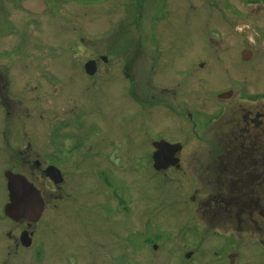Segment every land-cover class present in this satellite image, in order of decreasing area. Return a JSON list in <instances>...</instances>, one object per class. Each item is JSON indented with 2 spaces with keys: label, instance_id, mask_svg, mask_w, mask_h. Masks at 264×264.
<instances>
[{
  "label": "rangeland",
  "instance_id": "obj_1",
  "mask_svg": "<svg viewBox=\"0 0 264 264\" xmlns=\"http://www.w3.org/2000/svg\"><path fill=\"white\" fill-rule=\"evenodd\" d=\"M75 1H81L82 5ZM262 1L256 0V4L250 6V10L253 11L254 15L257 14L263 18ZM46 2L50 5L49 11L42 18L46 22L37 23L33 21L34 26L37 25L35 28L38 32L37 37L40 38H36L31 31L21 30L27 25H21L17 29L13 25L12 30L14 28V31H10L11 26H6V19H0L2 32H9V35L15 34L12 32H17L25 42V46L23 44L14 46L9 55L17 57L9 63L3 62V66L11 69V66L16 63L17 69L15 68L13 71L23 72L24 56H30L28 52L30 47L32 53L39 50L46 56H53L58 52L64 68L51 71L59 74L57 77L53 73H47L43 77L50 78L53 76L57 84L51 87L46 83L47 93L41 96L47 97V99L53 97L54 101L57 97L65 98L70 93L74 94L77 97L74 100H77L75 104L77 105L78 118L67 119L65 121L67 128L62 129L61 133L55 137L67 135L66 142L70 143L81 135L83 140L79 144L84 148L93 147L91 140L98 139L100 134L118 139L127 129L126 126L122 129L123 125L120 126L117 121L122 116L133 115L136 112L133 107L127 106L125 109V99L129 103V98L122 92L127 91V84L116 81L118 79L108 81L107 78L93 83L94 81L87 78L80 68L88 59V56H85L83 44L96 43L97 39H101V36L93 34V30H91V24L95 21L98 22L99 19L90 14V11L96 13L100 10V13L105 15L109 10L111 11L110 6H105L103 0H46ZM238 3L239 6H242L239 0ZM113 5L117 8L116 4ZM228 5L230 4L227 0H148L146 2L142 9L139 33L141 34L142 48L149 55H146L145 58L140 57L135 65L140 69V81L142 82L144 97L150 98L153 91L149 81L158 82L161 81L162 77V80L171 83L170 86L176 92L172 98L178 102L186 101L187 106H189L188 111L194 115V118L203 119L208 113L209 115L215 113L217 109V103L214 101L216 97L211 95L212 92L221 91L223 88L231 86V88L242 90L245 93H264V68H257L261 64L254 62L252 66L247 67L242 63L239 54H236L239 65L235 64L233 46L230 37L226 34L228 31L220 30V33L224 34L223 37H220L215 28V24L221 25L220 28L225 25L223 21L216 23L218 18H229L227 14L219 13L223 7L229 8ZM60 6H62L61 14L63 13V16L61 15L60 21L54 22L59 17L58 11L60 9L58 8ZM75 9L78 16L74 17V13H72L71 17V11ZM64 13L67 17L64 16ZM258 17L254 18L257 19ZM71 18H73L71 21L68 20ZM234 20L232 18L228 22ZM128 23L129 21L126 22L127 26ZM29 26L34 28L31 23ZM44 28L47 31H44ZM73 29L75 30L73 31ZM61 31L68 37L62 35ZM259 38L264 39L263 36ZM139 40L132 43L138 46ZM18 41L20 38L12 42L11 46ZM261 43L263 45V42ZM126 44V51L129 53L132 49L131 43L127 41ZM4 50V47L0 48V52ZM193 60L194 62L191 63ZM198 61H204L205 67L200 68ZM78 66L80 67L78 68ZM72 70H76L74 74L69 73ZM177 72H180V77L177 76ZM30 77L29 86H36L39 75H30ZM171 79L173 81H170ZM77 80L84 82V84L75 86ZM152 86L154 87L153 84ZM181 91H185L186 94L184 95ZM237 96L235 92L234 97L237 98ZM174 100L172 101L173 110L169 109L165 113L150 112L152 107L145 104L140 105L143 124L140 136L141 148L139 145L136 150L139 163L135 168L132 167L133 165H130L131 167L126 166L124 169L115 166L116 178L114 179L116 183L109 185L113 193L117 191L123 197L122 212L114 214L98 207L99 204L105 203L109 197L111 205L109 208H116V200L110 196L111 191L107 188L96 187L92 191L94 194L93 203L86 209L93 211L96 218L94 225L98 227V230L94 231V239H91L93 240L92 251H94L95 264H207L203 260L205 258L212 259L211 263H216L215 255L209 248L215 246L218 249L225 246L226 241L229 242L227 236L230 232L225 231V228L235 229L239 226L243 228L249 226L247 223H240L241 220L236 217L238 212L236 209H238L239 203L244 206L248 203L259 206L261 203L264 207V180H262L264 178V168H262L264 164L261 166V155L258 156L259 163L253 165L254 167L249 168L247 163H244L243 168H241L236 164L235 153L231 159L223 155L222 151L230 149V147L217 148L219 139L217 144H214L216 143L214 137L209 136L210 134L205 133L203 129H201L202 132L198 131L196 135L188 133L189 136H187L185 133L183 137H172L173 140L183 141L184 145L179 154L181 166L179 170L173 168L165 172H158L152 168L150 142L157 136V131L150 129L149 125L152 126L153 121H160L163 117L173 118L177 120L175 122L177 125L180 124L184 118L183 109L177 108V103ZM230 103L233 102L228 101L225 104ZM167 104L169 105L171 102L168 101ZM40 108L42 109V107ZM43 109H45V119L47 120L45 129L49 132L51 129L57 130L58 124L52 120V107L45 105ZM9 120L5 117V113L0 110V202L6 196L5 183L2 177L3 168L8 167L9 162L4 151L5 146L2 137L6 131H10L11 134L17 129L15 125L20 124L18 116L15 121L13 120L15 125L11 124V119ZM76 126H80V129H76ZM72 130L75 134L66 133ZM46 141L49 143H43L40 138L27 140L28 143H34L43 148L45 145H54L56 142L53 137ZM100 143L101 141H99ZM215 148L221 153L213 157L216 155L214 153ZM40 152L48 153V150L43 149ZM113 157L110 158L112 165L111 159ZM130 160L132 161V155ZM98 164L99 161L96 156L93 165L97 166ZM105 165L103 164V166ZM106 169L111 174V167L107 165ZM120 171L122 175L118 176ZM203 179L206 180L203 181ZM65 188L71 190L69 183L66 184ZM96 195L99 197L97 198ZM216 195L228 199L225 204L227 207L224 206L221 209L215 204L210 206L206 203L205 206L209 210L211 209L210 216H208L206 209L205 216L202 212L199 213L204 208L201 207L198 211L197 204H201L200 201L203 199L207 201L209 197ZM66 200H70V198L51 202L47 207L48 212L70 209L71 203ZM73 209L86 210L78 203L74 204ZM256 218L259 216L256 215ZM49 219L46 217L45 222L39 225H51L46 223ZM259 219L258 222L255 221L264 225ZM56 225L59 227V235L53 237L56 238L54 239L55 245L50 243L51 245L47 247L46 255L41 262L34 263L31 257L29 264H61V260L64 258L71 261L79 257L78 252L75 251V245L72 244L74 236L73 239H69L70 235L75 232L69 231V227L73 226L72 222L60 221ZM250 225L254 226V223ZM41 230L44 231V229ZM213 230H218L223 235L212 233ZM97 231L101 234L96 233ZM103 231L107 233L105 242L99 239L103 236ZM237 239H239L238 241L256 242L258 236L251 237L242 234L237 235ZM47 240L45 241H51ZM230 241L232 242V240ZM174 249H185L187 253H193V256L188 263L180 262L177 258L178 255H173Z\"/></svg>",
  "mask_w": 264,
  "mask_h": 264
},
{
  "label": "flooded vegetation",
  "instance_id": "obj_2",
  "mask_svg": "<svg viewBox=\"0 0 264 264\" xmlns=\"http://www.w3.org/2000/svg\"><path fill=\"white\" fill-rule=\"evenodd\" d=\"M22 1L0 0V19H6V26H11L10 31H14V28L12 30L13 25H15V29L21 27V25H27L21 30L26 32L31 31L36 38H40L37 37L38 32L35 29L37 25L34 26L33 21L37 23L46 22L42 18L49 11L50 5L46 0H42L41 6H35L34 11L36 12H33L23 8L21 6ZM103 1L105 2V6H110L111 11L109 10L105 15H102L100 10L96 13L90 11V14L99 19L98 22L95 21L91 24V30H93V34L101 36V39H97L96 43L89 42L90 44H83L84 52L86 53L85 56H88V59L81 67L78 66V68L80 67L86 77L94 81L93 83L107 78L108 81L118 79L116 81L127 84V91L122 92V94L129 98V103L125 99V109L127 106L133 107L136 112L133 115L122 116L117 121L120 126L123 125L122 129L125 126L127 129L124 134H121V137L116 139L108 135L103 136L100 134L98 139L94 138L91 140L93 141V147L91 148H84L79 144L83 140L81 135L70 143L66 142L67 135L55 137L61 133L62 129L67 128V123L65 122L67 119L69 120L71 117L78 118L77 105L75 104L77 100H74L77 97L74 94L70 93L65 98L57 97L54 101L53 97L51 99L42 97L47 93L48 88L45 87L46 83L51 87L57 84L55 77H43L47 73H53L51 72L53 70L64 68L62 58H60L58 52L53 56H46L39 50H35L32 53L30 47L28 48L30 56H24L25 63L23 72L13 71L15 68L17 69L16 63L9 69L7 66H3V62L9 63L12 59L16 58L17 56L9 55V53L18 44L25 46V42L17 32H12L15 34L9 35V32L5 33L0 30V48L4 47L5 49L3 52H0V55H5L0 56V110L5 113V117L8 120L11 119L12 125H15L13 120L15 121L17 116L20 119V124L15 125L17 129L12 131L11 134L10 131H6L2 137L5 146L4 151L9 158V162L8 167L3 168L2 176L5 183L6 196L0 202V264H29L31 257L34 263L41 262L42 258L46 255L47 247L51 245L50 243L55 245L54 239L56 238L53 237H58L59 235V227L56 224L60 221L72 222L73 226L69 227V231L75 232L70 235L69 239H73L74 236V242L72 241V244L75 245V251L79 255L78 258L72 259L71 261L68 258H64L61 260V264H95L94 251H92L93 240L91 239H94V231L98 230V227L94 225L96 218L94 217L93 211L86 209L93 203L94 194L92 191L96 187L100 189L105 187L111 191L112 188L109 185L116 183L114 179L116 178L114 167L118 166L124 169L126 166L131 167L130 165H133L132 167L135 168L139 163L136 150L139 145L141 148L140 136L142 133L141 126L143 124L142 109H140L142 107L140 105L145 104L152 107L149 110L150 112L160 111L165 113L169 109L173 110L172 101L175 98L172 97L175 96L176 92L170 86L171 83L162 80V77L161 81L158 82L149 81V85L154 93L152 91L150 98H146L142 94L140 69L135 67L140 57L145 58L146 55H149L142 48L141 34L139 33L141 30L142 9L148 0ZM227 1L230 4L228 5L229 8L223 7V9L219 10V13L222 15L227 14L229 18L223 19V17H220L216 20V23L221 21L225 22V25L222 24V28H220L221 25L215 24L219 36L223 37L224 35L220 33V30L224 29L228 31L226 34L230 37V42L233 46L232 50L235 55V64L239 65V59L236 55L239 54L242 63L247 67L252 66L255 62L261 64L257 68H264V39L261 40L259 38L260 36L264 37V17L262 18L257 14L254 15L253 11L250 10V6L256 4V0H239L242 6H239L238 0ZM75 2L77 4L81 3V1ZM113 4H116L117 8ZM262 5V10H264V0L262 1ZM62 6L58 8L60 9L58 11L59 17L54 22L60 21L61 15L63 16V13L61 14ZM72 13H74V17L78 16L76 9L71 11V17ZM64 16L67 17L65 13ZM254 17L258 18L255 19ZM232 18L235 20L229 23L228 20ZM72 19L68 20L71 21ZM128 21L130 28L126 29L128 27L126 22ZM29 23L34 28H31ZM43 25L45 27V24ZM44 31L47 30L44 28ZM64 34L62 33V35ZM64 36L68 37L67 35ZM19 38L20 41L11 46L12 42L17 41ZM138 39H140L139 45L135 46L132 42ZM127 41L131 43L130 46L132 47L129 53L126 51ZM261 42H263V45H261ZM193 62L194 60L191 63ZM198 64L200 68L205 67L204 61H198ZM75 71L72 70L69 73L74 74ZM36 74L39 75V79L36 80L37 85L34 87L29 86L31 82L30 75L34 76ZM53 74L56 77L59 75L57 73ZM177 76H181L180 72H177ZM170 81L173 80L171 79ZM77 82L75 86H82L84 84L82 81ZM181 92L184 95L186 94L185 91ZM235 92L239 98L238 96L237 98L234 97ZM211 95L216 97L213 100L217 103V109L215 113L211 115L208 113L203 119L194 118V115L188 111L189 106H187L186 101L182 100L178 102L174 100L177 103V108L183 109L184 118L181 123L177 125L175 123L177 120L163 117L160 121H153L152 126L149 125L150 129L157 131V136L150 142L152 147L150 160L154 170L156 169L153 166L152 158L153 153L157 150L154 143L165 141L170 144H180L179 151L173 156V158L177 159V162L175 164H167L165 168L156 171L165 172L173 168L179 170L181 168L179 154L184 145L183 141L173 140L172 137H183L185 133L187 136H189L188 133L196 135L198 131L202 132L201 129L205 130V133L210 134L209 136L212 135L214 137L216 141L214 144H217L219 139L217 148L220 147L223 149L224 146H229L230 149H224L225 151H222V153L225 157H230V159L236 154V164L239 167L243 168L244 163H247V167L249 168L251 166L254 167L253 165L259 163L258 156L260 155L262 161L261 166H263L264 93H245L242 90H235L229 86L223 88L221 91L212 92ZM168 101L171 104L168 105ZM228 101L233 103L225 104ZM45 105L52 107V120L58 124L57 130L51 129L49 132L45 129L47 124L45 109H43ZM79 127L76 126L75 128L80 129ZM66 133L75 134L73 130ZM51 137L56 140L55 144L45 145L44 148L27 142L29 138L31 140L40 138L46 144L49 143L46 140L51 139ZM99 141H101L100 144ZM43 149H47L48 153H41L40 150ZM214 153L216 155L213 157H216L220 155L221 151H217L215 148ZM131 155L132 161L130 160ZM96 156L99 161L97 166L93 165ZM111 157H113L111 159L113 165L110 163ZM103 164L106 165L103 166ZM107 165L111 167V174L106 169ZM8 171L22 175L39 193L42 209L40 215L35 220L26 217L15 219L5 213V206L11 202L5 176ZM120 174L122 175L121 171L118 173V176ZM205 180L203 179V181ZM68 183L71 186V190L65 188ZM91 186L93 189H91ZM96 196L97 198L99 197L98 195ZM110 196L116 200V208H109L111 207L109 197L105 203L99 204L98 207L114 214L121 213L123 210V197L117 191L114 193L111 191ZM67 197L70 198V200H66L71 203L70 209L48 212L47 207L51 202L61 201ZM227 201L228 199L226 197L221 198L218 195L209 197L207 201L203 199L200 201L201 204H197L198 211L203 207L204 210H201L199 213L202 212L205 216L206 209L208 216H210L211 209L209 210L205 206L206 203L210 204V206L215 204L216 207H221L222 209ZM75 203L82 205L86 210L79 211L78 209H73ZM236 212V217L241 220L240 223H247L249 226L246 228L239 226L235 227V229L225 228V231L230 232L229 236H227L229 242L226 241L225 246L218 249L215 246H209L211 247L209 250L211 249L213 255H215L214 259L216 263H211L210 261L212 259H203L207 264H264V225L257 223L259 218L264 223L263 205L260 203L257 206L256 204L248 203L244 206L239 203ZM256 215L259 218H256ZM46 217L50 218L46 223L51 225H39L45 222ZM243 219H245L244 222ZM252 223H254V226L250 225ZM41 229H44V231ZM211 232L223 235L218 230ZM96 233L101 234L99 231ZM242 234H247L251 237L257 235L258 241H238L242 238L237 239V235ZM102 235L101 237L99 236L100 238H97L105 242L104 239H107L105 238L107 233L103 231ZM46 239L51 241L47 240L48 242H46ZM174 250L172 251L174 252L173 255H178L177 258L180 262L185 261L188 263L193 256V253H187L185 249Z\"/></svg>",
  "mask_w": 264,
  "mask_h": 264
},
{
  "label": "water",
  "instance_id": "obj_3",
  "mask_svg": "<svg viewBox=\"0 0 264 264\" xmlns=\"http://www.w3.org/2000/svg\"><path fill=\"white\" fill-rule=\"evenodd\" d=\"M42 0H23L21 6L29 11L41 6ZM89 65V64H88ZM156 151L153 153V166L156 170L165 168L167 164H175L173 158L180 149V144H170L165 141L154 143ZM7 187L11 202L5 206V213L15 219L20 217L35 220L41 213L42 202L37 190L28 183L22 175L6 172Z\"/></svg>",
  "mask_w": 264,
  "mask_h": 264
}]
</instances>
